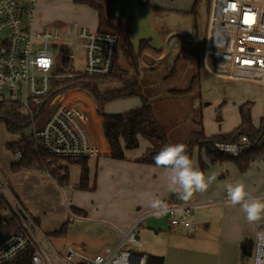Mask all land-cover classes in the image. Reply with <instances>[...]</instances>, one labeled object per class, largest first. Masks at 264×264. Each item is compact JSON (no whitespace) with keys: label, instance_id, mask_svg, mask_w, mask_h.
Returning a JSON list of instances; mask_svg holds the SVG:
<instances>
[{"label":"built area","instance_id":"1","mask_svg":"<svg viewBox=\"0 0 264 264\" xmlns=\"http://www.w3.org/2000/svg\"><path fill=\"white\" fill-rule=\"evenodd\" d=\"M36 6L37 0H0V104L17 103L29 115L31 130L27 139L34 151L40 148L63 159L99 157L107 150V142L94 96L82 89H67L55 98L50 92L54 81L75 75L108 77L116 40L77 23L61 29L42 27L37 24ZM204 46L203 62L211 76L264 86V0H211ZM54 48L62 54L58 61L54 59ZM77 52L83 56L81 71L72 69ZM209 56L215 62L214 69L206 63ZM63 57L68 65L64 74L59 72L64 68ZM41 107L49 113L36 126L33 115L40 114ZM241 141L246 142L245 138ZM229 145H234L238 154L243 150L237 144L215 147L237 156L224 150ZM14 156L21 158L20 153ZM194 207L193 202L175 200L147 210L119 232L114 246L95 254L75 245H64L58 252L0 177V218L5 230L13 225L11 233L0 237V264L23 252L30 253L29 264H146L144 254L123 249L125 244L140 247L143 220L165 217L169 227L189 229L188 217ZM253 264H264V230L257 238Z\"/></svg>","mask_w":264,"mask_h":264},{"label":"crops","instance_id":"2","mask_svg":"<svg viewBox=\"0 0 264 264\" xmlns=\"http://www.w3.org/2000/svg\"><path fill=\"white\" fill-rule=\"evenodd\" d=\"M45 1L37 0L36 20L39 22H37L38 25H44H40L42 27H51L50 24L57 19L50 14L43 15L41 8ZM152 2L154 4L150 6L148 2L147 4L149 7L155 8L157 12L161 11L162 7L169 10V13L183 12L175 6L169 7L166 0ZM143 4V0H115L112 7L113 13L122 21L130 18V38L136 36V40L150 38L152 32L147 28V24H142V17L140 18L144 11ZM72 6L73 23L96 31V12L84 5L73 3ZM191 12L194 10L186 13ZM138 16L140 19L136 21ZM65 20L63 19V21ZM61 25L53 27L59 29L67 27L64 23ZM161 33L163 34L164 31ZM131 43L135 45L134 42ZM146 51L140 59L138 83L143 96L151 107L155 120L164 130L170 145L184 144L192 132L200 130L206 137L232 131L240 123L238 108L244 103L250 104L252 125L255 128L259 127L260 120L264 118L263 85L223 80L211 76L208 72L210 77L203 79L204 74L201 76L198 68V57L188 53L182 55V61L180 59L176 69L174 68L177 72L172 74L169 84L164 82L163 76L167 73V69L170 70V64L161 66L160 63H156L157 60L150 58V54ZM145 65L148 67L144 68ZM123 101H125L126 108L124 107L121 111H105L104 107V112L106 114L122 113L140 106V100L136 97ZM111 104L113 102L105 106ZM147 148L148 143L140 138L138 148L124 152L126 161L111 159L108 146L103 155L88 158L89 186L92 187L94 184V189L86 192L74 190L77 193L74 196L90 199L88 203L70 201L71 207L85 212V217L76 218L84 223L105 225L118 235L119 232H124L145 211L157 208L153 206L154 203L167 205L175 200L185 201L181 199L182 189L173 191L170 188L168 179L170 169L134 162ZM192 160L194 166L199 168L197 154L193 155ZM203 160L207 164V169L203 172L205 177L214 174L216 180L206 192H194L187 200V202H193L195 206L189 216L190 219L188 217L191 228L169 227L165 218V223L151 228L156 237L164 236L166 243L161 250L155 249L157 251L153 250L147 255L162 257L163 264H253L257 238L264 230V226H261L260 221L253 223L247 221L246 213L241 206L232 204L227 195L226 185L242 183L246 192L249 193L247 198L264 200V159L251 162L243 173L239 172L231 162L210 164L205 157ZM23 177L24 181H27L32 176L24 175ZM46 177L51 178L49 175ZM52 181L58 187L53 179ZM47 183L48 186L51 184ZM6 184L28 212L29 210L21 199L19 186H16V189L8 182ZM103 188H107L108 196L115 206L108 212L98 213L92 208L103 204V201L99 199ZM39 193L40 190L37 191L38 195ZM27 198L29 197L27 196ZM67 202L69 200H63V204L66 203L65 207L68 206ZM90 204H92L91 207ZM89 210L92 212L89 213ZM29 214L37 220V226H40L39 216L33 215L31 212ZM69 216H73L75 219L74 215ZM245 240L249 241L252 246L248 255L241 250V243ZM115 244L116 242H113L105 247Z\"/></svg>","mask_w":264,"mask_h":264},{"label":"trees","instance_id":"3","mask_svg":"<svg viewBox=\"0 0 264 264\" xmlns=\"http://www.w3.org/2000/svg\"><path fill=\"white\" fill-rule=\"evenodd\" d=\"M74 4L84 5L94 10L97 14V32L108 34L115 38L116 46L112 71L108 77H87L75 75L72 79L54 81L51 86V96L58 95L67 89H82L91 93L97 101L98 113L102 117L101 129L109 149V157L116 161H126L124 152L138 148L139 139H144L148 143V148L134 162L157 166L154 157L167 145L164 130L155 120L151 107L142 94L138 83L139 60L146 50H150L149 40L141 39L136 49L130 41L131 20L122 21L112 11L115 0H72ZM59 70L65 73L67 70V60L63 57ZM113 86L112 88L106 87ZM136 97L140 100V106L122 113L106 114L104 106L110 102ZM240 123L232 131L211 137H206L202 130L192 132L185 141L187 153L192 159L193 153L197 151V160L200 171L205 172L207 164L205 157L210 164H222L231 162L239 172L247 170L251 162L264 159V118L260 120V125L255 128L252 125L250 104H241L238 108ZM34 120L38 114H34ZM30 117L17 103L0 104V124H3L9 134L19 135L18 141L7 143L6 148L14 155L21 154L17 163L10 165L11 171L32 170L44 171L49 175L59 187L67 185L68 167L76 165L79 168V179L76 189L79 191H92L88 180V158H57L49 155L44 150L38 148L34 151L33 146L25 137L24 130L31 124ZM245 138L246 142L241 139ZM150 142V144H149ZM216 144H237L243 150L237 156H229L215 147ZM245 146V147H244ZM215 147V148H214ZM204 155V156H202ZM59 161L64 164L56 171L52 166L58 165ZM55 169V167H54ZM69 215L75 217H85V212L69 207ZM37 224V220L34 219ZM68 221L63 223L58 230L49 233L47 236L60 238L65 234ZM13 231L10 224L4 228V223L0 218V237ZM251 243L247 240L241 243V250L248 255L251 251ZM30 253L23 252L4 264H29ZM146 264H163L160 256L147 255Z\"/></svg>","mask_w":264,"mask_h":264},{"label":"rangeland","instance_id":"4","mask_svg":"<svg viewBox=\"0 0 264 264\" xmlns=\"http://www.w3.org/2000/svg\"><path fill=\"white\" fill-rule=\"evenodd\" d=\"M152 1L160 0H143L144 4L142 8H144V11L142 12L140 18L142 17V24H147L149 31H152L150 33V38H144V40H149V45L151 48L150 51L147 50L146 52L150 54V58L157 60L156 63H160L161 66L167 64H170L171 66L170 70L167 69V73H165V76H163L164 82H168L169 84L171 83L172 74L177 72V70H174V68L176 69L180 59H183L182 55H187V53L189 55H196L198 57V68L201 76L204 74L203 79L207 78L208 76L210 77L205 68L203 58L205 49L204 42L207 32L211 0H166L169 7L175 6L176 8H179L181 11H183L178 13H169V10L164 7L161 8V11L157 12L155 11V8L149 7L150 5L154 4ZM44 4L41 8L43 15L50 14L57 19L54 23H51V27L48 28H54L53 26L61 25V23H64L65 27H68L73 23L74 18L72 16L74 12L72 8L73 3L71 0H46ZM190 10H194V12L186 13ZM140 18L138 16L136 21H138ZM63 19L69 21L65 20V22ZM40 25L44 26L43 24ZM161 31H164V33L162 34ZM131 38L130 41L135 43L133 47L136 49L139 40H136V36H134L132 39ZM49 47H52V45H49ZM53 53L55 61L60 60V57L62 58V54L57 52L56 48L53 49ZM140 61L141 60H139V63ZM206 63L210 69L216 68L212 57H207ZM83 67V56L81 55V52H77L74 54V60H72V69L75 71H81ZM147 67V65L144 66V68ZM112 87L113 86H108L106 88ZM64 92H66V90ZM56 96H54V98ZM104 107L105 111H121L124 107L126 108V105L125 101L122 100L115 101L113 104ZM46 110L44 112V107H41V112L38 114V118L34 120V124L36 126L41 125V123L45 120L49 113L48 110ZM111 114L114 113L112 112ZM30 130L31 129L29 125L24 130L23 134L25 137L29 135ZM19 138V135L7 133L3 124H0V177L3 181L12 184L13 188L19 186V190L21 191V199L24 202V205L33 215L39 216L40 226H38V228L43 233V235L47 236L49 232L58 230L63 223L68 221L65 234L62 237L53 238L47 236V239L54 249L60 252V249L64 245L72 244L75 246H80L88 254H95L105 246L111 245L113 242L117 243L119 236L111 229L105 227V225L84 223L76 217L73 220L69 218L70 216L68 214V209L71 206V200H76L78 203H88V200L90 201V199H86L84 197L74 196V194H77L74 190H77L75 188L76 184L78 183V166H69L68 182L67 185L63 187H57L54 185L52 179L46 177L47 175L44 171H11L10 165L17 163L18 161L14 154L6 148V144L18 141ZM195 153L197 154L196 150L194 151L193 155H196ZM63 164V161H59L58 165L52 166V170L56 171V169L63 166ZM24 175L32 177H29V180L24 181ZM47 182H50L51 184L48 186ZM38 190H40L39 195L37 194ZM108 195L109 193L107 188H103V191L99 196V199L103 201V204L101 206L93 205L94 207L92 210H96L98 213H105L113 209L115 203ZM27 196L29 198H27ZM64 199L65 201L69 200V202H67V207L64 206L66 203L63 204ZM91 205L92 204H90V207ZM91 212L92 211L89 210V213ZM165 221V217H147L142 222L140 227V247H129L127 244H125L123 249H133L134 251L145 255H147V253H151L155 249L158 251L161 250L166 243V238L159 235L156 237L151 227L162 225L165 223ZM260 222L261 226H264V220H261Z\"/></svg>","mask_w":264,"mask_h":264},{"label":"clouds","instance_id":"5","mask_svg":"<svg viewBox=\"0 0 264 264\" xmlns=\"http://www.w3.org/2000/svg\"><path fill=\"white\" fill-rule=\"evenodd\" d=\"M150 144V142H149ZM224 150L238 154L234 145L224 146ZM157 166L170 169L169 181L173 191L182 189L181 199L187 201L194 192H206L210 185L216 180L214 174L205 177V174L194 166L193 160L187 153V146L183 143L167 145L155 157ZM178 186V187H177ZM227 195L233 205L239 204L246 213L249 223L264 220V201L249 197L242 183L226 185ZM154 207H163L162 204L154 203ZM166 211V208H165Z\"/></svg>","mask_w":264,"mask_h":264}]
</instances>
